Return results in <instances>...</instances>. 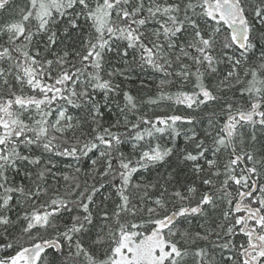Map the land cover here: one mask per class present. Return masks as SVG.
<instances>
[{
  "label": "snow or ice",
  "instance_id": "1",
  "mask_svg": "<svg viewBox=\"0 0 264 264\" xmlns=\"http://www.w3.org/2000/svg\"><path fill=\"white\" fill-rule=\"evenodd\" d=\"M0 264H264V0H0Z\"/></svg>",
  "mask_w": 264,
  "mask_h": 264
},
{
  "label": "trees",
  "instance_id": "2",
  "mask_svg": "<svg viewBox=\"0 0 264 264\" xmlns=\"http://www.w3.org/2000/svg\"><path fill=\"white\" fill-rule=\"evenodd\" d=\"M68 160L69 163H73L70 158H65Z\"/></svg>",
  "mask_w": 264,
  "mask_h": 264
}]
</instances>
